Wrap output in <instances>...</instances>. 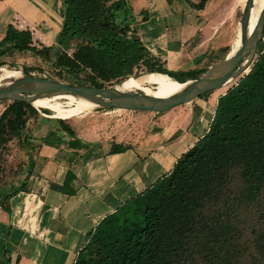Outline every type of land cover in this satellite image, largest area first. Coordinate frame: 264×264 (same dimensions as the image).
Listing matches in <instances>:
<instances>
[{
  "label": "trees",
  "instance_id": "obj_1",
  "mask_svg": "<svg viewBox=\"0 0 264 264\" xmlns=\"http://www.w3.org/2000/svg\"><path fill=\"white\" fill-rule=\"evenodd\" d=\"M61 1L55 42L19 47L45 55L57 50L55 65L71 85L107 87L141 70L184 82L200 77L229 50L225 46L209 55L201 67L169 69L135 36L126 14L121 16L123 1ZM205 2L191 5L200 9ZM5 64L0 60V68ZM1 101L8 104L0 114V149L7 127L18 136L38 117L29 103ZM56 123L75 135L65 119ZM52 134L48 131L44 144ZM127 148L113 144L109 153ZM74 177L68 171L64 186ZM25 184L0 193L1 211L9 217V199L26 191ZM11 251L6 240L0 264H10ZM73 264H264V48L250 70L218 97L207 131L167 174L104 217Z\"/></svg>",
  "mask_w": 264,
  "mask_h": 264
},
{
  "label": "crops",
  "instance_id": "obj_2",
  "mask_svg": "<svg viewBox=\"0 0 264 264\" xmlns=\"http://www.w3.org/2000/svg\"><path fill=\"white\" fill-rule=\"evenodd\" d=\"M128 1L131 15L149 11L148 19L137 15L135 27H129L173 70L201 67L209 55L225 46L230 49L243 8L241 0H206L200 9L191 5L200 0ZM62 14L61 0H0V48L9 41L4 37L8 28L29 42L52 45ZM186 64L192 65L183 67ZM220 89L187 103L174 116L178 124L172 126V118L165 116L163 125L156 122L145 136L139 130H125L126 121L97 119L109 112L91 115L97 126L89 128L84 140L61 133L62 145L54 142L60 126L51 125L50 143L40 145L42 155L33 163L38 173L29 181L30 189L9 199L11 216L3 212L0 220L1 241L12 246L10 264H73L104 217L167 174L207 131L217 99L224 93ZM205 112L210 114L208 120L203 119ZM107 140L128 148L109 153L112 144L102 145ZM68 171L75 177L64 186Z\"/></svg>",
  "mask_w": 264,
  "mask_h": 264
},
{
  "label": "rangeland",
  "instance_id": "obj_3",
  "mask_svg": "<svg viewBox=\"0 0 264 264\" xmlns=\"http://www.w3.org/2000/svg\"><path fill=\"white\" fill-rule=\"evenodd\" d=\"M117 1H123V0H117ZM124 1H127L128 4L124 5L123 8L124 10H122L120 14L121 16H123L124 13L126 14L127 23H129L132 27H135L136 25L134 19H136L137 15H139V17H142V19H148L149 11L141 10L139 14L131 15L129 11L132 10V7L129 5L128 0H124ZM170 1L174 3L175 0H170ZM244 2L245 0H241L240 1L241 5H244ZM214 4L215 3H213V5H211L210 7L213 8L215 6ZM14 23H16L15 20ZM4 37H8L9 41L5 46H3V48H0V52L6 50L0 56V60L6 62V64L2 67H6L8 69H14L18 71H22V69L28 68L27 70L28 73L33 76L49 77L56 80L58 79V81H62L68 84L69 82H72V80L69 77H66L65 72L58 69L57 66L55 65V57L57 50L52 49L48 53V55H45L43 53L35 52L28 48H21L19 47L20 45L22 46L33 45L36 48H39L42 47L44 44L31 42V41L29 42L26 36L21 34L17 36V33H15V31H12L9 28L7 29L6 36L4 35ZM263 48H264V33L261 42L259 43L256 54H258L260 50ZM71 51L72 50L69 49L68 53H71ZM191 65L192 64L189 65L186 64L183 67H190ZM250 68L251 66L228 86L220 89V93L225 92L228 88L234 85L241 76H243L246 72L250 70ZM144 73L145 71L141 70L140 72L137 73L139 74L138 77H135L137 76L136 74H133L129 77L140 78ZM158 90H162V89L158 88ZM129 91L141 92V90L137 88L131 89ZM201 98H206V94H203ZM55 101H57L64 108L69 107L68 99L66 98H58ZM7 104L8 101H0V114L5 109ZM186 105L187 104H183L181 106L175 107L171 110L161 113L144 112L137 110H119L113 108L86 110L65 120L67 124L75 130L76 134L72 136L67 131L60 129V132L58 134L60 137L54 138V142H56L59 145H62L64 141H63V137L61 136V133L67 136V137L64 136L65 138H74L76 140L81 137V139L84 140L87 137V134H89L88 133L89 128L97 124L96 121L94 120L95 118L91 117V115H93L94 113L108 114L106 112H109V115H104L103 117L97 119H100L102 121L103 119H107L109 117L108 120L112 119L113 123H116L118 120L126 121L124 122L125 124H123V128L125 130H127L126 128H130L132 132H135V130H139V134H141V136H145V134H149V131L151 130L153 125L156 124V122L159 125L160 124L163 125V122L165 121V116H169L172 118L171 121L172 126L178 124V119H175L174 116H177L179 111L182 110ZM35 108L38 110V117L32 118L18 136L13 135L11 128L7 127L8 133L6 135V140L4 141L3 147L0 149V193L1 194L12 192L24 181H26L25 188L27 190L30 189L29 181L31 180L32 176L35 175V173H38L34 169L35 165H33V163L37 158L40 157L39 155H42L39 153L41 149L39 145L40 143L41 145L44 144L43 138L48 134V131L50 130V126L51 125L54 126L57 124L56 123L57 117L53 116L54 112L49 108H45V107H35ZM110 112L117 113V115L112 116V113ZM205 117H207L206 120H208V118H210V114L206 112L203 113V119ZM161 141L162 138L160 139V142ZM102 142H103L102 144L103 148H108L111 146V144L122 145L119 144L118 142L110 143L108 140ZM44 145H48V144H44ZM2 218H3V211H1L0 208V220H2ZM0 236H1V231H0ZM1 240L2 237H0V259H2L3 257L4 244H5V243L3 244Z\"/></svg>",
  "mask_w": 264,
  "mask_h": 264
},
{
  "label": "water",
  "instance_id": "obj_4",
  "mask_svg": "<svg viewBox=\"0 0 264 264\" xmlns=\"http://www.w3.org/2000/svg\"><path fill=\"white\" fill-rule=\"evenodd\" d=\"M253 4L254 0L244 2L236 35L240 40L239 46L231 51L233 42L222 59L209 66L200 77L180 82L181 87L172 94L152 95L143 91L123 90L118 86L124 80L98 88L88 85H71L49 77H38L19 71V76L9 78L0 84V101L17 100L32 105L34 101L41 98L72 96L87 100L92 105L91 109L113 108L153 113L165 112L190 103L207 92L224 87L252 66L264 33V6L259 12L254 27L249 30Z\"/></svg>",
  "mask_w": 264,
  "mask_h": 264
},
{
  "label": "bare ground",
  "instance_id": "obj_5",
  "mask_svg": "<svg viewBox=\"0 0 264 264\" xmlns=\"http://www.w3.org/2000/svg\"><path fill=\"white\" fill-rule=\"evenodd\" d=\"M264 6V0H254L251 18L249 22V30L254 27L259 12ZM239 37H236L233 48L231 51L235 50L239 46ZM20 75V72L14 69H8L6 67L0 68V84L9 78H14ZM234 80L229 81L224 87L228 86ZM123 90L140 89L143 92L152 95H169L176 92L180 87V82L169 78L166 75L160 73H144L140 78L129 77L125 79L119 86ZM161 88L162 90H158ZM57 98H41L32 103L35 107H45L49 108L54 112V117L61 119H69L74 115L81 113L86 110H90L92 105L85 99L75 98L72 96H65L63 98L68 99L69 107H62L57 101Z\"/></svg>",
  "mask_w": 264,
  "mask_h": 264
}]
</instances>
